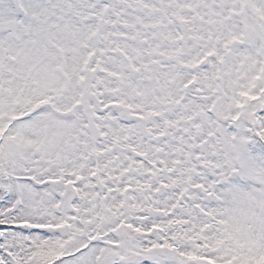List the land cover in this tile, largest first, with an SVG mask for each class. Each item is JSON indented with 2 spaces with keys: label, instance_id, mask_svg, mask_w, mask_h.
<instances>
[{
  "label": "snow or ice",
  "instance_id": "snow-or-ice-1",
  "mask_svg": "<svg viewBox=\"0 0 264 264\" xmlns=\"http://www.w3.org/2000/svg\"><path fill=\"white\" fill-rule=\"evenodd\" d=\"M0 264H264V0H0Z\"/></svg>",
  "mask_w": 264,
  "mask_h": 264
}]
</instances>
